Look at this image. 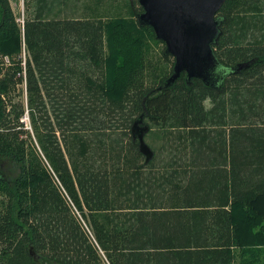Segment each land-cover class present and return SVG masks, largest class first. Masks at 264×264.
Listing matches in <instances>:
<instances>
[{
	"label": "trees",
	"instance_id": "trees-1",
	"mask_svg": "<svg viewBox=\"0 0 264 264\" xmlns=\"http://www.w3.org/2000/svg\"><path fill=\"white\" fill-rule=\"evenodd\" d=\"M68 1L24 0L22 27L0 0V56L13 58L2 77L0 65V157L19 165L12 181L0 171V264H264V0L220 8L215 86L183 72L161 90L174 62L147 86L156 35L134 0L107 22L61 17ZM23 37L51 170L22 137L24 103L3 97L23 80ZM143 113L167 142L148 164L132 135Z\"/></svg>",
	"mask_w": 264,
	"mask_h": 264
},
{
	"label": "water",
	"instance_id": "water-1",
	"mask_svg": "<svg viewBox=\"0 0 264 264\" xmlns=\"http://www.w3.org/2000/svg\"><path fill=\"white\" fill-rule=\"evenodd\" d=\"M226 0H138L143 11L137 18L141 25H150L155 35L165 45V53L174 57L173 71L163 84L157 87L173 85L186 73V80L200 78L210 86H215L222 79L225 68H219V60L214 45L222 34V19L218 16ZM249 63H239L232 71H239ZM141 114L132 125V135L138 139L139 151L148 164L155 156V151L146 141L150 130ZM31 254L35 256L33 248Z\"/></svg>",
	"mask_w": 264,
	"mask_h": 264
},
{
	"label": "rangeland",
	"instance_id": "rangeland-1",
	"mask_svg": "<svg viewBox=\"0 0 264 264\" xmlns=\"http://www.w3.org/2000/svg\"><path fill=\"white\" fill-rule=\"evenodd\" d=\"M10 2L17 16L18 22L23 27L25 23L24 0H10ZM129 3L130 0H69L68 7L63 10V12L61 13V17L102 19L104 22H107L108 20L119 16H133V12L129 6ZM133 4L135 12L143 11V8L139 4L138 0H134ZM146 44H148L147 57L148 63L150 65L147 66L148 74L146 76V84L148 87H150L155 84L158 85L161 76L164 73L166 74L170 71V66L173 65L174 57L171 56L170 59L164 58L163 53L166 48V45L164 42H162V40L160 41L157 37L156 39H148V43ZM0 59V65L3 68V73L1 74L2 77L7 68H9L13 64V58L9 54H1ZM17 60V63H19L20 65V73L17 74V77L23 78V80L17 85L16 89L12 92V94H10V99L8 96L5 95L3 97L6 98V104L8 105L11 104L10 100H13V102L22 101L24 103L26 110L22 115V121L25 124L23 128L30 131L32 139H29L24 133L22 134V137L27 139V142L36 145V149L43 158L44 164L49 170H51L48 164L49 162L45 159L43 152L40 148V144L38 143L37 138L33 132L27 108V91L26 82L24 80L27 71V54L25 53L24 37L22 40V50ZM159 67L164 68V70L160 71L158 69ZM206 104L207 106H210L209 101H207ZM146 122L150 123L148 119L146 120ZM146 141L150 144L153 150H155L156 154L158 152L163 151V149H165L167 145V142L164 140V138H159L153 133L146 135ZM143 160L145 162L144 155ZM0 171L6 176L8 180L12 181L19 173V165L10 159L0 157ZM4 195L6 194L3 193V196ZM261 203L264 202L262 201Z\"/></svg>",
	"mask_w": 264,
	"mask_h": 264
},
{
	"label": "built area",
	"instance_id": "built-area-1",
	"mask_svg": "<svg viewBox=\"0 0 264 264\" xmlns=\"http://www.w3.org/2000/svg\"><path fill=\"white\" fill-rule=\"evenodd\" d=\"M25 44V43H24ZM25 53H26V49H25ZM25 82H26V75H25V78H24ZM0 252H1V249H0Z\"/></svg>",
	"mask_w": 264,
	"mask_h": 264
}]
</instances>
